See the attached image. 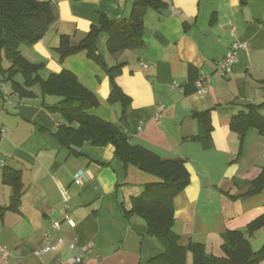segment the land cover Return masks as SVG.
<instances>
[{
	"label": "crops",
	"instance_id": "0c3cea01",
	"mask_svg": "<svg viewBox=\"0 0 264 264\" xmlns=\"http://www.w3.org/2000/svg\"><path fill=\"white\" fill-rule=\"evenodd\" d=\"M40 1L52 4L56 22L41 41L24 48L23 55L44 66L45 79L63 70L73 72L98 98L99 106L89 113L120 126L134 145L163 160H184L191 181L174 200V231L183 246L201 244L208 254L224 256L223 234L246 231L264 215V191L246 195L264 168V135L254 129L242 141L231 130L234 116L264 103V0H163L164 9H151L145 17L141 49L112 56L105 46L107 37H102L100 52L107 66L122 65L115 82L129 100L125 113L120 102L108 101L111 79L100 65L86 53L61 62L57 49L62 36L80 43L101 15L129 18L134 0ZM235 43L245 48L237 51L233 71L221 76L216 63ZM205 75L211 85L199 93L195 83ZM174 83L179 87L172 88ZM33 92V97L20 98L0 80V130L7 131L0 136V205L8 207L12 195L2 181L4 167L20 171L23 183L19 211L0 215V264H149L162 255L164 246L148 234L145 222L126 217L122 209L131 210L144 186L159 179L125 166L112 146L85 142L64 147L55 133L69 124L49 110L60 99L42 96L38 86ZM159 107L164 111L156 119ZM205 111H211L210 148L192 139L200 133L193 115ZM77 176L80 184L75 183ZM66 214L74 227L62 220L57 233L53 223ZM57 237L64 238L58 250L38 253ZM247 237L255 252L261 250L264 227ZM75 238L80 245L93 244L83 263L71 260ZM186 264H193L192 252Z\"/></svg>",
	"mask_w": 264,
	"mask_h": 264
},
{
	"label": "trees",
	"instance_id": "16d2710c",
	"mask_svg": "<svg viewBox=\"0 0 264 264\" xmlns=\"http://www.w3.org/2000/svg\"><path fill=\"white\" fill-rule=\"evenodd\" d=\"M246 0H242L245 4ZM166 7L163 0H134L129 18L110 20L105 15L92 25L87 36L78 44L71 38L62 36L57 52L60 61L79 53L100 65L110 76V103L120 102L124 112L129 100L120 90L115 78L120 75L122 65L108 67L100 52V42L106 36V49L116 56L124 51L141 49L145 45V17L149 10ZM56 22L52 4L40 0H0V80L8 84L12 93L20 98L34 96L33 88L38 86L42 96H53L60 101L51 112L60 113L69 125L59 127L55 136L66 147H81L91 142L97 147L112 146L115 157L125 166H133L155 176L158 182L144 186L140 196L132 201L131 210L123 208L126 217L141 218L148 234L156 237L164 246L165 252L153 258L149 264H186L188 252H192L193 264H261L264 261V246L255 252L247 235H253L264 227V215L251 223L246 231H227L223 234L224 256L217 257L206 252L201 244L192 243L188 247L181 244V237L174 231L175 198L190 185L191 174L184 160H163L153 152L134 145L129 134L120 126L91 115L90 110L99 106L96 95L84 87L77 76L68 70L59 74L42 77L43 65L30 62L24 55V48L32 47L41 41ZM264 85V81L262 82ZM264 103L251 105L247 112H241L231 120V130L246 138L251 130L264 135ZM200 133L192 139L212 146L211 111L194 113ZM78 123V128L73 127ZM1 164V158H0ZM2 181L12 190L8 207L0 205V215L7 211L18 212L23 196L21 172L4 167ZM264 191V168L254 181L249 183L246 195H256Z\"/></svg>",
	"mask_w": 264,
	"mask_h": 264
},
{
	"label": "built area",
	"instance_id": "2783aa9c",
	"mask_svg": "<svg viewBox=\"0 0 264 264\" xmlns=\"http://www.w3.org/2000/svg\"><path fill=\"white\" fill-rule=\"evenodd\" d=\"M173 13L176 15L178 13L177 10L173 9ZM240 48H245V45H242L240 43H235L232 45L231 50L229 53L220 61L216 63V72L221 76H226L230 74L234 66L237 63V51ZM144 67H146L145 64H143ZM211 77L208 75L201 76L195 83L197 90L199 93H206L209 91L210 85H211ZM179 84L174 83L172 88H178ZM164 109L163 107L158 108V112L156 114V119H160L162 117ZM142 130V126L138 127V131ZM7 135V131L4 128H1L0 130V136L5 137ZM3 164V163H2ZM76 184H80V176L76 177L75 180ZM62 196L64 201L68 202V197L64 191H62ZM62 220L66 221L71 227H74V223L71 219V216L69 214H66L63 219L55 220L53 223V229L59 233L61 231V224ZM64 243V238L57 237L55 239H52L51 243H49L48 246L42 248L38 253L44 254L51 251L58 250L62 244ZM71 249L75 252V256L71 259L75 263H83L87 259V255L93 252V244H87V245H80V242L77 238L73 240L71 243ZM1 256L2 258H6L8 256V253L2 249L1 250Z\"/></svg>",
	"mask_w": 264,
	"mask_h": 264
},
{
	"label": "rangeland",
	"instance_id": "374dc122",
	"mask_svg": "<svg viewBox=\"0 0 264 264\" xmlns=\"http://www.w3.org/2000/svg\"><path fill=\"white\" fill-rule=\"evenodd\" d=\"M104 42H105V39H104V38H102L100 43L103 45V44H104ZM102 45H101V46H102Z\"/></svg>",
	"mask_w": 264,
	"mask_h": 264
},
{
	"label": "water",
	"instance_id": "95a60500",
	"mask_svg": "<svg viewBox=\"0 0 264 264\" xmlns=\"http://www.w3.org/2000/svg\"><path fill=\"white\" fill-rule=\"evenodd\" d=\"M58 219V218H57Z\"/></svg>",
	"mask_w": 264,
	"mask_h": 264
}]
</instances>
